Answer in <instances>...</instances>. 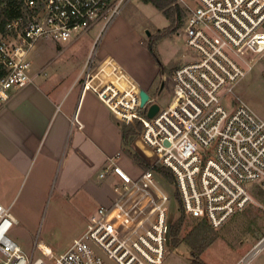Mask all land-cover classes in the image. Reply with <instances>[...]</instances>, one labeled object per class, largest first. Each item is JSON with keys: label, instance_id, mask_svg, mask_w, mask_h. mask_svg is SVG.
I'll use <instances>...</instances> for the list:
<instances>
[{"label": "built area", "instance_id": "2783aa9c", "mask_svg": "<svg viewBox=\"0 0 264 264\" xmlns=\"http://www.w3.org/2000/svg\"><path fill=\"white\" fill-rule=\"evenodd\" d=\"M19 1L28 18L12 22L0 42V108L34 82L29 55L40 40L66 44L101 23L103 31L127 0ZM182 1L179 35L186 34L192 60L171 77L161 71L157 95L149 94L144 107L142 89L117 67L107 74L117 73L115 80L104 78L105 69L95 72L91 61L82 74L84 90L94 91L118 121L142 126L138 144L152 167L134 176L120 155L103 158L99 178L118 179L117 197L59 256L41 244L46 259L26 255L8 235L19 224L12 206L0 203V264H164L176 192L171 196L160 183L157 165L171 171L184 213L215 229L247 209L252 186L264 192V119L236 93L264 54V0ZM163 84L171 97L164 107L156 102ZM154 104L160 110L149 118ZM262 250L264 238L237 264H251Z\"/></svg>", "mask_w": 264, "mask_h": 264}, {"label": "rangeland", "instance_id": "374dc122", "mask_svg": "<svg viewBox=\"0 0 264 264\" xmlns=\"http://www.w3.org/2000/svg\"><path fill=\"white\" fill-rule=\"evenodd\" d=\"M177 2L186 12L183 1L177 0ZM185 22L186 17L180 31L164 37L157 46L159 59L166 66L163 73L167 77L172 76L175 68L192 60V53L186 45V34L183 31L178 36ZM169 25V21L154 5L145 4L140 0H127L119 15L103 31L101 23L91 32L82 34L66 44L52 39L40 40L30 52V70L43 72L44 85L47 89L52 90L57 84V88L62 92L77 77L86 62H93L92 67L97 72L104 57L112 54L136 81L146 87L150 85L154 76L156 77L159 69L157 61L144 45L158 31H165ZM5 38L0 35V42ZM171 67L173 69H170ZM160 80L159 77L151 88L149 92L151 95H157L155 91ZM77 83L68 94L67 102L79 100L84 85L83 79ZM164 87L165 90H162V94L158 93L156 101L162 107L171 99L166 86ZM86 92L80 106L82 121L90 118V110L91 117L105 120L110 115L108 108L92 90ZM236 93L264 119V54L256 56L254 69L240 82ZM112 130L114 132V129ZM97 133L98 141L106 151L120 150V137H116L115 133L105 134L101 131ZM140 133L130 148L145 159L150 167L147 169L140 167L125 154L127 159H122L123 166L134 176L150 169L154 164V160L148 158L139 148ZM42 155L43 149H40L25 178L22 182L18 179L12 188L16 192L12 203V214L19 225H14L8 234L26 255L34 254V258L37 259H46L38 247L39 244L49 247L55 256L64 254L87 228L91 216L99 207L96 198L89 188L85 187L74 198H62L56 186L55 178L56 175L59 176L58 171L55 172L56 163L46 162ZM157 166L156 177L163 186L166 185L165 189L169 194L174 196L175 192L178 193L175 182L169 181V183L156 171ZM91 182L99 184L102 181L99 176H95ZM250 194L253 200L245 211L234 215L219 229L209 224L217 238L200 256L204 264H237L264 238V192L257 186H252ZM3 204L7 205L6 202ZM179 216V205L177 206L173 199L169 221L175 222ZM195 223L196 219L186 215L182 239L193 230ZM164 264H193L190 246L182 243L176 250L168 247ZM251 264H264V250L253 259Z\"/></svg>", "mask_w": 264, "mask_h": 264}, {"label": "crops", "instance_id": "0c3cea01", "mask_svg": "<svg viewBox=\"0 0 264 264\" xmlns=\"http://www.w3.org/2000/svg\"><path fill=\"white\" fill-rule=\"evenodd\" d=\"M144 46L147 49L146 45ZM86 64L87 62L77 77L62 92L57 88V84L52 90L47 89L44 85L43 72L30 70V76L34 82L15 92L11 100L0 108L1 204L6 202V206H12L16 194L12 188L18 179H21L22 182L25 178L40 149H43L42 157L46 162L56 163L55 172L59 173V176L56 175L55 178L56 186L62 198H74L85 187L89 188L98 201L99 207L110 206L116 199L117 195L113 186L118 182L116 177L111 176L106 180H101L102 182L99 184L91 181L95 176H99L105 157L111 158L120 155L118 162L123 166L122 159L126 158V153L123 150L121 131L115 122L118 120L108 108L110 115L105 120L95 116L91 117L90 110V118L82 121L80 106L87 93L83 86L79 100L74 99L67 102V96L73 86L83 79L82 73ZM106 67L111 71L117 67L118 70L130 77L140 89L148 93L156 84L161 72L159 70L150 85L145 87L136 81L112 54L104 57L98 70L102 71ZM115 75L117 76V73ZM92 92L94 93V91ZM160 93L162 94L163 91ZM98 131L105 134L112 132L117 135L116 137L119 136L120 150L106 151L98 141Z\"/></svg>", "mask_w": 264, "mask_h": 264}, {"label": "trees", "instance_id": "16d2710c", "mask_svg": "<svg viewBox=\"0 0 264 264\" xmlns=\"http://www.w3.org/2000/svg\"><path fill=\"white\" fill-rule=\"evenodd\" d=\"M141 1L145 4L154 5V7L157 8L160 12H162V14L170 23V25L165 31H158V33L145 44L153 58L157 61L159 70L165 72L166 68L161 63L157 51L158 43L164 37L177 33V31L181 29L184 23V18L186 17V12L178 4L177 0ZM21 18L24 20L28 18L27 11L24 9L22 2H20L19 0H0V35L2 37H6L10 34L8 28L10 24ZM0 72H3L2 66H0ZM108 73H111V70L106 67L105 73L103 74L104 78L106 80H115V77L117 76L114 75L109 77L107 75ZM115 122L122 134L124 152L130 157V159L135 164L145 169L149 168L150 165L147 163V161L143 159L140 155H138L136 152L132 151V149L130 148L132 142L142 130V126L138 123L128 125L120 121ZM156 171L164 178H166L168 182H175L171 171L167 168L163 166H157ZM175 201L177 203V206L179 205L180 216L175 222H171L168 247L171 250H176L180 247L182 243H186L191 248L193 264H204V262L200 260V256L215 241V239L217 238L216 233L206 220H196L195 227L193 228V230L187 235L186 238L182 239V233L185 230V228L183 229V225L185 222L186 215L182 210L183 208L181 206V200L177 192L175 195Z\"/></svg>", "mask_w": 264, "mask_h": 264}, {"label": "water", "instance_id": "95a60500", "mask_svg": "<svg viewBox=\"0 0 264 264\" xmlns=\"http://www.w3.org/2000/svg\"><path fill=\"white\" fill-rule=\"evenodd\" d=\"M163 87L164 84L162 85L161 91L163 90ZM140 97H141V107H144L147 104V102L150 100V95L145 90H141ZM159 110H160V106L158 104H154L148 112V117L153 118L159 112Z\"/></svg>", "mask_w": 264, "mask_h": 264}, {"label": "bare ground", "instance_id": "6f19581e", "mask_svg": "<svg viewBox=\"0 0 264 264\" xmlns=\"http://www.w3.org/2000/svg\"><path fill=\"white\" fill-rule=\"evenodd\" d=\"M41 246H42V248H43L44 250H46V251H48V252L51 250L49 247H47V246L44 245V244H42Z\"/></svg>", "mask_w": 264, "mask_h": 264}]
</instances>
